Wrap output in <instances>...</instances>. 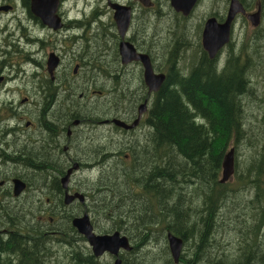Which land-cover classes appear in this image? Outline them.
Wrapping results in <instances>:
<instances>
[{
  "label": "flooded vegetation",
  "instance_id": "obj_1",
  "mask_svg": "<svg viewBox=\"0 0 264 264\" xmlns=\"http://www.w3.org/2000/svg\"><path fill=\"white\" fill-rule=\"evenodd\" d=\"M57 2L58 21L46 25L32 0H0V22L12 23V31L0 27V264H73L74 253L85 264H111L86 239L26 235L54 236L69 216L72 226L83 214L93 225L89 200L115 199L150 170L149 110L159 89L149 90L141 60L122 61L121 43L173 83L187 74L177 67L180 47L206 51L205 20L222 22L229 0H197L187 15L170 0ZM227 44L211 58L221 67Z\"/></svg>",
  "mask_w": 264,
  "mask_h": 264
},
{
  "label": "trees",
  "instance_id": "obj_2",
  "mask_svg": "<svg viewBox=\"0 0 264 264\" xmlns=\"http://www.w3.org/2000/svg\"><path fill=\"white\" fill-rule=\"evenodd\" d=\"M240 1L246 9L252 6L251 0ZM253 40L236 51L230 39L223 67L202 50L187 74L178 73L173 83L167 75L149 110L150 170L142 168V180L115 199L89 200L96 233L117 230L128 237L132 248L121 250L122 264H264V134L253 133L258 138H252V130L243 128L248 119L245 98L253 89L247 76L257 52ZM242 143L251 154L239 158L234 152L236 184L231 177L220 182L224 153ZM70 218L65 217L54 236H43L41 230L26 236L85 239ZM168 232L182 239L177 263L169 254ZM78 254L73 264H85Z\"/></svg>",
  "mask_w": 264,
  "mask_h": 264
},
{
  "label": "water",
  "instance_id": "obj_3",
  "mask_svg": "<svg viewBox=\"0 0 264 264\" xmlns=\"http://www.w3.org/2000/svg\"><path fill=\"white\" fill-rule=\"evenodd\" d=\"M31 10L42 18L43 22L46 25H50L52 21H58V18L55 15L57 0H32ZM197 0H170L171 7L176 11L182 12L184 15L190 13L196 4ZM227 12L224 16V20L222 22H218L213 17H208L205 20L202 34H201V43L203 48L208 52L210 58L214 56V54L223 47L226 43H229L231 36V28L235 16L239 14H245V6L241 3L240 0H229L227 4ZM260 10L246 14L245 16L253 26H258L260 21ZM129 20V17H128ZM119 30L121 33L124 31L127 21L118 22ZM120 53L122 55V61L126 62L131 59H139L142 61L144 66V80L146 81V85L148 86L150 91H156L159 89L162 84V80L164 79V75L157 74L154 75L152 72L151 64L147 56L138 54L133 49V47L129 43H121L120 45ZM56 59H52L51 57L47 62L56 63ZM51 71V68H50ZM120 125L123 123L121 121H117ZM124 125V124H123ZM234 147H230L227 152L224 153L222 162H221V176L220 182H225L232 177L234 173ZM89 216L87 214H83L81 217L73 218L72 224L80 233L84 236V238L88 241V245H90L93 254L96 256H100L103 253H109L114 257L112 264H122V259L119 257L121 250L130 251L131 244L128 237L120 232L112 231L111 233H96L92 223L89 221ZM181 238L168 232L167 233V243L170 251V255L175 263L178 262L179 256L181 253L182 242Z\"/></svg>",
  "mask_w": 264,
  "mask_h": 264
},
{
  "label": "rangeland",
  "instance_id": "obj_4",
  "mask_svg": "<svg viewBox=\"0 0 264 264\" xmlns=\"http://www.w3.org/2000/svg\"><path fill=\"white\" fill-rule=\"evenodd\" d=\"M257 0H251L249 3L252 4L251 7L247 5V13L251 14L258 9L260 10V21L258 26H253L251 24V21L247 19L245 21V18L241 15L235 16V19L232 24L231 28V41L235 43L237 46L236 51H238L239 47L243 45L247 40L254 39L253 40V50L255 49V44H257V52L252 57L250 61V68L248 71L247 76H251L252 80V92L249 93V96L246 95L244 97L247 99L246 103V112L248 114V119L245 123V126L243 128H247L249 131V135L252 138H258V136L253 135V133L261 132L264 134V127H263V114H264V5H261L260 3H257ZM257 3V4H256ZM222 2H220V5ZM166 10V9H165ZM76 13L75 11H71V14ZM196 13L199 15V18L203 15V10L200 8L196 11ZM7 24V29L11 30V24L7 23L6 21L0 22V27H3L4 24ZM174 25V23H172ZM194 39V36H192V40ZM29 47V46H28ZM29 50V49H28ZM252 50V47L250 48ZM181 53L178 55V69L186 70L188 71L190 67L193 66L194 60L196 58L195 55L198 54L196 50L195 45H186L180 47ZM43 54H40V59H43ZM218 66L221 67L222 64L220 61H218ZM237 154L239 155L237 157L243 158L251 154V149L248 144L242 143L238 148H234ZM233 152V153H234ZM235 154V153H234ZM235 160V156H234ZM243 163L239 160V167L243 168ZM264 178V177H263ZM230 183L232 185L236 184V179L232 175L230 179ZM94 228V227H93ZM225 231V228H224ZM228 234L225 232V236ZM123 251H121L122 253ZM107 254V253H106ZM110 255V254H109ZM111 257H113L111 255ZM109 258V257H108ZM106 256L103 257L104 260H108ZM114 258V257H113ZM114 260V259H113ZM113 262V261H112ZM111 262V264H112ZM104 263V262H103Z\"/></svg>",
  "mask_w": 264,
  "mask_h": 264
}]
</instances>
